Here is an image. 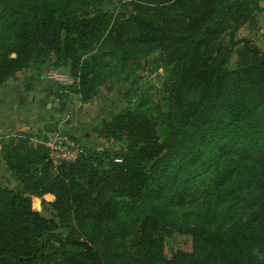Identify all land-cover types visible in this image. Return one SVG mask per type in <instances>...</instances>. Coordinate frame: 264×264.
Segmentation results:
<instances>
[{"label":"trees","instance_id":"1","mask_svg":"<svg viewBox=\"0 0 264 264\" xmlns=\"http://www.w3.org/2000/svg\"><path fill=\"white\" fill-rule=\"evenodd\" d=\"M113 1L0 0V86L68 68L87 103L154 55L165 72L155 100L92 127L120 154L88 146L55 170L30 135L2 143L19 189L0 182V264H264V52L238 36L261 0ZM46 195L51 219L32 204ZM175 234L191 251L166 254Z\"/></svg>","mask_w":264,"mask_h":264},{"label":"crops","instance_id":"2","mask_svg":"<svg viewBox=\"0 0 264 264\" xmlns=\"http://www.w3.org/2000/svg\"><path fill=\"white\" fill-rule=\"evenodd\" d=\"M261 7L258 28L249 38L260 40V44H256L264 47V0H261ZM42 75L39 70L30 68L19 72L14 79L0 86V182L5 180V185L14 190L18 188V182L6 168L1 151L2 143L9 138L26 134L32 137V145L42 144L44 140L52 137L44 132V124L53 123L55 133L63 129L80 145L83 139L88 140L87 146L92 145L86 134L82 135L79 130V126L89 122L83 113L78 111L87 103L81 102L82 104L77 106L72 96L64 98L50 86L48 77L44 78ZM41 199L49 203L55 200L52 195Z\"/></svg>","mask_w":264,"mask_h":264},{"label":"rangeland","instance_id":"3","mask_svg":"<svg viewBox=\"0 0 264 264\" xmlns=\"http://www.w3.org/2000/svg\"><path fill=\"white\" fill-rule=\"evenodd\" d=\"M117 7L118 0H114L112 5L109 6L108 9L111 10V12H115ZM252 32L253 31L249 30L248 28H243L242 30H240L238 36L240 38H249ZM254 41L256 43L259 42L260 44V40ZM259 47L264 52V47L262 45ZM49 72L50 71H47V69L39 70V74L43 73L42 76L45 77H48ZM58 72L70 75V71L68 68L60 70ZM164 76L165 72L163 66L159 63L158 56L154 55L145 60L139 70L130 75L129 83L121 85L118 84L112 91L104 88L99 97L92 98L89 102H87L85 107H80L78 111L83 113V116L87 121L89 120V122L83 123L82 127L79 126V130L82 132V135L89 134L88 139L90 140L92 145L88 148L110 155L120 154L124 152L126 148L125 143L98 138L97 135L92 132V127L96 126L101 119L107 117L109 114L122 111L127 105V96L131 100L132 104L141 99L155 100V98L160 94ZM50 86H52L53 89L59 91L61 96L68 93V96H72V99L76 102V105L81 103L78 95L74 91L63 89V85H59L54 81H50ZM60 130V133H62V135L71 139V136L67 132L63 131V129ZM4 182L6 181L3 180L2 183L5 184ZM18 189L19 187L15 190ZM205 195V188L201 187L197 191H194L192 200L201 201L203 200ZM32 204L34 209L37 212H40L45 218H53L52 208L47 200L41 198H33ZM191 248L192 241L189 236L175 234L172 237L168 238L166 242V254L168 256H171L178 250L187 252L191 251Z\"/></svg>","mask_w":264,"mask_h":264},{"label":"built area","instance_id":"4","mask_svg":"<svg viewBox=\"0 0 264 264\" xmlns=\"http://www.w3.org/2000/svg\"><path fill=\"white\" fill-rule=\"evenodd\" d=\"M48 79L67 87L72 86L74 83V78L58 71H50ZM43 144L49 150L50 159L55 170L65 164L75 163L83 153L80 143L62 135L60 132L49 137ZM117 162H120V160H117Z\"/></svg>","mask_w":264,"mask_h":264},{"label":"water","instance_id":"5","mask_svg":"<svg viewBox=\"0 0 264 264\" xmlns=\"http://www.w3.org/2000/svg\"><path fill=\"white\" fill-rule=\"evenodd\" d=\"M12 57H15V54L12 55ZM47 71H50L49 69H47ZM45 78V76H43ZM43 130L46 134L48 135H51V136H54L55 135V125L53 123H46L44 124L43 126ZM87 142L88 140L87 139H83L82 142H81V147L83 149H86L88 146H87ZM76 243L80 244V245H83L85 248H87L89 251H93V247L90 246V244L86 241H75Z\"/></svg>","mask_w":264,"mask_h":264}]
</instances>
